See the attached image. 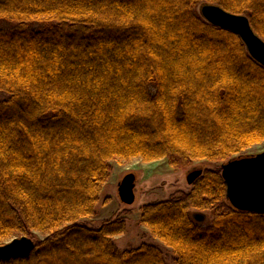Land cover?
Returning <instances> with one entry per match:
<instances>
[{
  "label": "trees",
  "instance_id": "trees-1",
  "mask_svg": "<svg viewBox=\"0 0 264 264\" xmlns=\"http://www.w3.org/2000/svg\"><path fill=\"white\" fill-rule=\"evenodd\" d=\"M204 4L247 17L264 41V0H0V242L48 236L0 264H167L152 245L116 249L123 219L80 224L110 163L178 171L264 141V67L202 20ZM202 172L141 206L140 225L174 264H264V215L232 209L221 171Z\"/></svg>",
  "mask_w": 264,
  "mask_h": 264
},
{
  "label": "rangeland",
  "instance_id": "rangeland-1",
  "mask_svg": "<svg viewBox=\"0 0 264 264\" xmlns=\"http://www.w3.org/2000/svg\"><path fill=\"white\" fill-rule=\"evenodd\" d=\"M196 11L199 14V8H197ZM0 27L7 28V25H5V23H0ZM4 98H6V95L0 93V101ZM263 151L264 141L258 145H253L240 155L234 156L232 159L253 157L256 154L263 153ZM221 164L199 160L192 162L189 167L184 170L175 171L164 159L145 163L139 158L124 161L113 160V162L110 163V178L107 183L103 185L104 188L100 194L101 200L99 204H97L96 213L92 217L83 218L80 224L95 229L101 227L105 221L123 219L125 221L126 232L122 235L113 237L116 249L128 251L137 249L141 244L152 245L162 251L167 264H174L171 249H168L164 244L153 238L149 230L140 225V208L147 203L168 200L170 196L176 195L179 192H189L191 186H188L186 183V177L191 171L217 170L220 168ZM126 174L135 176V201L132 205L125 206L121 203L117 191L118 184L123 180ZM194 214L201 216V218H195L201 225H208L212 221L213 214L209 212H203L201 214L191 212L190 215L194 216ZM31 233L34 242H41L48 237L42 233Z\"/></svg>",
  "mask_w": 264,
  "mask_h": 264
},
{
  "label": "water",
  "instance_id": "water-1",
  "mask_svg": "<svg viewBox=\"0 0 264 264\" xmlns=\"http://www.w3.org/2000/svg\"><path fill=\"white\" fill-rule=\"evenodd\" d=\"M203 21L238 36L252 60L264 67V41L251 29L249 19L222 10L217 5L204 4L199 8ZM221 178L225 185V198L232 209L264 215V151L253 157L231 159L221 164ZM202 171H191L186 177L188 186L200 178ZM135 176L126 174L118 184V197L122 204L135 201ZM35 244L25 236L0 244V260L21 259L30 256Z\"/></svg>",
  "mask_w": 264,
  "mask_h": 264
}]
</instances>
